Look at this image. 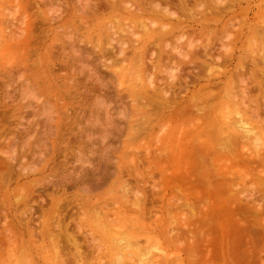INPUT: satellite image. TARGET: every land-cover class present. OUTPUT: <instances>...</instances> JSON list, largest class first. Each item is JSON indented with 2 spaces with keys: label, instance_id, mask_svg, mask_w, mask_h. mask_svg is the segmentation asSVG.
<instances>
[{
  "label": "rangeland",
  "instance_id": "obj_1",
  "mask_svg": "<svg viewBox=\"0 0 264 264\" xmlns=\"http://www.w3.org/2000/svg\"><path fill=\"white\" fill-rule=\"evenodd\" d=\"M18 1L23 4L27 0H0V22H3L0 23V31L6 26L15 29V25H12V22H17L15 18H24L22 9L16 5ZM88 1H90L89 3L93 6L101 2V0ZM127 1L125 0L124 4H135L132 7H138L137 9H140L141 3L138 0ZM215 1L216 0H199V5H202L203 9L206 7L204 11L207 13V10L217 5L218 2L216 1L215 3ZM248 1V3L243 4L242 8H250L248 12L249 20L245 21L246 17H242L244 14L238 16V18H240L237 19L234 26H232V28L234 27L235 29L233 28L231 30L230 28L232 35L234 34L233 36L235 37H230L231 39L229 38V40L228 38L225 39L224 36L226 35L223 29V27L226 26L225 21H209L205 25L206 27L208 26V29L203 28L201 25H196V22H200L204 11L202 7H199L200 10H198L199 8L196 7V5H192L194 4L193 1H190L189 8H192L193 11L195 10L193 15L197 17L194 19L189 18L190 15L183 16L182 19L184 18V20L182 22H179L178 19L175 18L170 20L164 19V24L156 23V26H153L152 23H149V20H154L155 22L160 21L150 12L147 13L144 11V13L141 9L140 11L143 12L140 13L141 15H131L127 10H122L123 7L115 12L112 9H104L102 6L100 10L97 9L99 14L96 12L97 15L94 17L84 19L81 18L83 13L81 14L80 12L81 6L79 9L77 0H60L55 4L47 3V7L45 6L42 9L43 12L52 10L49 14H53L58 22L53 24L57 28L55 32L53 31L54 33L47 30L45 31L47 33H44V37L40 35V50H37L31 43L26 44L24 48L22 46H14L5 51L1 49L0 64L3 65V67L0 66V72L2 71V74L6 73L7 75L8 71H12V76L15 81L8 83L10 87L8 88L9 90L7 89V92L9 91L11 93L10 97L13 98L11 100L6 99V102L2 100L6 94V90L0 88V100L5 102L3 104L0 102V132L2 133V136L0 133V169H2V175H4V177L7 173L9 174V171H12V177H7L9 176L8 174L6 176L7 179L10 180V184L8 180L6 183L5 177L4 184L0 187V264H67V260H73L71 257L73 244L64 237L65 234L62 228L67 229L68 235L77 237L75 239H78V245L80 244V246H82V251L85 249L83 252H88V250L86 251L87 248H90L89 250L92 251L91 245L94 247L100 245L102 249L99 248V254L96 252L97 250L93 251L95 256H102V262L97 261L96 264H111V259L112 257L114 258V255L111 254L109 244L108 246L106 245L108 236L102 237L99 231L93 230L92 221L95 220V225H101L99 221L96 220L99 218L96 213H103L100 217L102 220H105L108 225H110L111 221L116 219L124 223L125 227H131L129 220L130 218L136 217V213H134L135 206L133 207V203L127 202L129 199H134L133 193L136 192H138V198H144L149 211L147 210L144 215L140 213L137 214L140 222L137 228L131 229L126 227L127 231L123 226V229L127 231L125 235L129 233L130 236H137L138 240H142L144 243L142 244L140 241L141 246L148 247L150 249L149 251L152 250L154 252L151 251L152 253L150 252V256H152L151 258L157 256L156 259H154L155 257L153 258L154 261L156 260V264H264V163H261L259 160L262 159L264 155V143L262 142V140H264V133H262L263 128L259 127L257 129L258 133L260 132L259 135H262L261 137L263 139H261V141L248 142L247 140H241L239 145H234L231 150L228 152L226 151L227 153L220 149L221 142L217 141L219 138L218 136H213L214 138L208 137L206 142L203 140L199 142L198 138L193 140L191 135L198 125H202V123L210 124L205 120L208 114L212 113V115L216 117V120L222 124L225 122L223 116L226 115L227 111H235L236 106H228L231 104L232 100H235V96L231 98L230 95H235L236 92L238 93V91H240L239 88L242 86L237 83V75L233 78L234 86L229 81L228 77L236 74V68L239 63H242L243 66L245 65V71L240 73H243L248 81H250V75L247 74L250 73L249 70L253 65V61L260 63H258L260 70L264 68V36L261 32L248 31L247 25L245 26V23L253 22V29L264 28V0ZM84 5H86V2ZM74 7L78 12L73 16L70 14V12H72L70 9ZM173 8L174 7H172V10L175 9ZM34 11V9L30 10L31 17ZM209 13H211V11ZM241 17L244 18L242 21ZM160 19L163 18L160 17ZM23 20H25V18ZM33 20V18H29L28 23H32ZM137 20L139 22H137ZM239 22H243L244 25ZM157 24H159L160 27H165V24H167L168 26L165 28L173 29L175 31L174 34L165 41L155 43V46L148 42L146 44L147 51L143 55H141V51H137V55L135 56V54L132 53L133 51L128 49V51H132V55L129 54V52V58L117 65H114L113 61H111L114 58L111 57L113 55L110 56L111 58L107 55L112 49L111 47L107 53L109 48L105 47L107 35L104 36L102 34L103 36L100 35V38L98 35L100 34L99 31L104 28L109 29L113 27V30H116L122 25H129L134 27L133 29L139 34L137 36L139 38L135 36L138 40L145 36L142 29L144 25L151 26L153 29H160ZM238 24L240 26H238ZM46 27L48 28V25ZM242 27L245 28L243 32L240 31ZM10 28H8L7 31H10ZM204 30L205 32L210 30L214 33L209 35L208 33H204ZM218 32L221 33L218 34ZM221 35L224 36V38ZM101 38L104 39L102 40ZM135 38L133 37L132 39V37L130 38L129 36L126 38V41L129 39L134 41L136 40ZM232 39L236 40L232 41ZM36 40H33V42H36ZM38 41L39 39L37 43ZM189 41H192L193 44L196 42L195 50L198 49V51L201 46L207 44L206 42L212 43L214 48L213 52L216 51L213 56L215 59L221 58L219 60L220 62H210L208 58L207 63L204 64V60L207 58L205 59L203 55V48L201 47L202 54L196 53V55H198L194 56V48L193 50L188 49ZM70 42H72L73 45ZM98 44L103 45V48L105 47L107 49L104 59L101 58L102 54L99 53V47L96 48ZM166 45L170 47H166ZM138 46L142 47V44ZM174 46L178 47V50L181 51L186 48L185 51L190 53V58L187 56L186 59L183 57L184 60H182V56H176L178 53L173 52ZM21 48L24 50H21ZM225 48H227L228 52L225 51ZM77 49H80V51ZM171 49L172 52H170ZM76 50L79 52V56H82L84 53L82 57L88 56L89 59L84 58V62L87 60L85 63L81 61L83 58L75 55L77 54ZM155 53L159 56L155 55ZM139 55H141L142 58ZM174 56H176V58ZM191 56L193 58H191ZM139 58H141V64L143 66L146 64L147 72L149 71L148 73H145L144 70H140ZM224 59H226L225 61H227V63L224 62L223 64L222 60ZM79 60L82 63H80ZM149 61L152 63L150 64ZM21 62H26L29 66L27 70L24 71L23 68L19 67ZM88 64H90V66ZM167 65L169 69L166 68ZM34 67H39L41 73L36 72L38 74H34V72L38 70L37 68L34 69ZM198 67H200L203 72ZM164 68L168 71H165ZM139 70L142 72V76ZM173 72L183 82L179 80L182 83L181 88L176 87L170 89V93L174 92L171 94L173 95L172 98L174 97L173 99L170 93H168L170 96L168 95L167 97L171 98V102L173 105L175 103V106H166L169 109L165 108V111L159 112L158 114H155L158 112L156 110L154 111L155 113L153 112L154 106H142L145 100L139 99L140 96L136 94L140 91V87L144 79H146L145 77H147V74L153 73V75H155L154 82L157 81V86H160L159 81L167 79L169 76L168 74ZM94 73L97 74L95 75ZM259 73V77L264 79V73ZM20 74H23V77H21L22 75ZM33 74L38 75V78H35ZM165 74L167 76H165ZM215 74L221 77L219 79H214ZM46 78L50 79L51 82H47ZM94 78H96V80ZM197 78H199V80ZM209 80H212V82H215L218 86H212V88L207 87V85H209ZM99 81H102L100 83H103L105 86L104 88L103 86L99 88ZM221 83L224 84L219 88ZM2 86L3 84L0 83V87ZM102 88L104 89L103 91L100 90ZM27 92H29V94ZM203 93H206L207 97L211 94L208 97L209 102L207 103H210L212 106L207 103L204 104L207 98H205L206 100L204 99L206 95ZM178 94L183 96L180 95L178 98L175 96ZM61 95H64V97L61 98ZM102 95L104 98L100 101L99 98H102ZM252 95L255 97L259 94L253 91L251 93V96ZM192 98L193 103L197 106L192 103ZM262 99L263 98H261V100ZM102 100L104 103L101 104H104V106L99 103L102 102ZM95 101L98 102V104L95 105ZM211 102L214 103L212 104ZM191 104L193 105L191 106ZM260 104L262 106L258 107L261 109L262 122H264V102L261 101ZM251 108L257 107L251 106ZM44 110L45 112L48 110L49 113H44ZM147 110L151 111L148 117V120L152 122L151 128L147 131L138 130V126L145 120L144 114ZM177 112H179L180 115L178 118L174 119L173 114ZM234 117L236 118L235 115H233V117L231 115V117L227 119H234ZM231 121H229V123ZM106 130L107 132H105ZM4 131H7V133L5 132L4 134ZM103 135L106 136V138ZM202 138L205 139L206 136ZM182 148H184L183 154L180 155V153H182ZM172 149L175 151V154L179 155L178 158H181L184 168L183 173L181 172L182 175L179 174V169L176 167ZM6 151L9 153L7 154ZM195 152L198 156L201 154L202 157L200 156L198 158ZM9 157L11 159H9ZM204 157L205 159H203ZM251 157L256 159L259 158L257 159L259 161L258 164L256 163L257 160L251 159ZM245 158H248V161H246ZM158 159L162 160L167 167L168 171H166V175L171 178L176 174V178H179L177 179L180 183L177 184L181 186L179 190L191 196L199 191L200 199L201 196H203L205 202H201L200 199L195 196L190 198V202H194L195 199L200 201L196 203V206L193 203L196 211L192 210L194 215L191 214V210L182 203L183 201H180V199L182 200V193L180 192L181 194H178L179 190L177 188L172 189L171 184L166 180L167 177L164 179L163 175L156 170L155 163H157ZM199 159H202L204 164H202L203 161ZM251 160L253 164L250 163L252 162ZM40 161L42 162L40 163ZM199 163L203 165H199V167L201 166L203 168V172H201L202 168L199 170L196 166ZM135 164L139 167L138 172L134 169ZM248 164L252 166L249 168ZM129 165L131 169L128 167ZM10 166L13 169H11ZM118 166L122 167V169H119ZM125 166H127L128 169L123 168ZM21 167L23 168L21 169ZM31 169L33 171H31ZM197 169L202 173L201 179H199L200 173H195ZM22 172L27 173L25 175V173L23 174ZM194 174H197L199 177L198 179L202 181L200 182L198 179H195L197 177ZM22 175L25 176L22 177ZM205 180L208 182V186H206L207 183ZM202 182L205 183L206 188ZM5 183L8 187H5ZM201 183L202 185H200ZM125 184H127L128 191L131 189V193L129 192V199ZM200 186L204 188L202 189ZM226 188H230L228 192H226ZM253 192H256V194ZM178 197H180V199H178ZM246 199H248V201ZM246 201L248 204L252 202L250 205L253 206L243 209L242 207H246L247 205ZM238 203H241L240 205L242 206L237 205ZM89 205L91 208L87 207V210L85 207ZM182 205L183 207H181ZM205 207L209 213L206 212ZM259 207L260 209H257ZM40 208L42 209L40 210ZM56 208L59 209L58 214H55L53 211H57ZM240 209L241 211L242 209L243 211L248 209V213H253L254 218L243 211L240 213ZM44 210L47 211L45 212ZM210 210H212V213ZM71 211L75 212H73L75 216ZM85 211L91 213L89 215V217H91L90 221L88 220L89 222H83L85 218L83 213ZM255 211L260 213H257L261 216H258L259 219L256 217ZM199 212L201 214H199ZM209 214L211 215L209 216ZM112 215L115 218H113ZM55 216L56 218L58 217L59 223ZM214 217L217 218V220L214 219ZM208 218L212 223L214 222L215 225L208 223ZM244 218H246V221L243 220ZM247 218L249 219L247 220ZM46 220L49 224H52V230L55 229L54 226L59 224L58 229L60 232L58 233V229H55L54 234L56 236L57 234H64L58 237L60 244L62 243L61 249L58 248V250H55L52 233L49 236L45 233H41ZM52 220L57 221V223ZM61 220L64 221L62 222ZM260 220L262 224H260ZM109 221L110 223H108ZM250 222L252 224H250ZM63 223L65 225H62ZM78 223H80L84 229L83 237V232L80 233L79 231ZM247 223H249V225L246 228L245 226ZM254 223L259 225L256 227ZM202 224H205V227H209L206 229ZM243 224L246 225L243 226ZM99 225H97L98 230H100ZM197 227L200 229H196ZM205 230L209 235L206 234ZM250 233L251 237H253L252 240H250L251 238L249 239ZM92 240L96 241L97 244L94 245ZM84 242L86 245H84ZM247 242L248 244L250 243L249 245H251V247H248ZM67 243L68 246H66ZM62 248L65 249L62 250ZM65 251H67L66 254ZM68 251H70V253ZM89 255V253L84 255L85 264L89 262L87 261L88 258L91 257ZM119 256L117 258L121 259V256ZM132 257L135 258L136 256ZM151 258L147 256V258L144 259L151 261ZM135 260L136 259L131 261L130 264H136ZM73 263V261L72 263L68 262V264ZM137 264L139 263L137 262Z\"/></svg>",
  "mask_w": 264,
  "mask_h": 264
},
{
  "label": "bare ground",
  "instance_id": "obj_2",
  "mask_svg": "<svg viewBox=\"0 0 264 264\" xmlns=\"http://www.w3.org/2000/svg\"><path fill=\"white\" fill-rule=\"evenodd\" d=\"M57 1L59 2L60 0H27V1H25V3H23V4H21V3H19V1H18V3H16V5H17V7H20L21 9H22V15L24 16V18H25V20H23L24 18H20V19H16L15 18V20L17 21L16 23L15 22H12V25H15V29H11L9 26H6V27H3V29H1V31H0V51H1V49L2 50H7V49H10V48H12V47H14V46H22L23 48L26 46V44H28V43H31V44H33V46L34 47H36V49L37 50H40V35L41 36H43L44 37V33L46 34L47 32H45V31H47V30H50V31H52V33H54L55 32V30L57 29L56 27H55V25H53V24H55V23H57L58 21L56 20V18L54 17V15L52 14V15H50L49 13H51V11H49V12H47V11H42V9H43V7H45L46 6V4L47 3H51V4H55V3H57ZM78 2H77V4H79V9H80V6H81V10H80V12H81V14H82V16H81V18H92V17H94L95 15H97V9L98 10H100L101 8H102V6L104 7V9L105 8H108V9H112V10H114L115 12L116 11H118V10H120V8L121 7H123L122 8V10L124 9V10H127L128 11V13L129 14H131V15H141L140 13H143L144 11L145 12H150L153 16H155V17H157L156 19H158L160 22H155L154 20H149V23H152L153 24V26H156V23H165L164 22V19H168V20H170V19H173V18H175V19H178V21L179 22H182L183 20H184V18L182 19V17L183 16H189V18H191V19H194L195 17H197V16H195L194 17V11H193V9L191 8H189L190 6V1H193L194 2V4H192V5H196V7H202V5H199V0H138L141 4V7H140V9L143 11V12H141L140 11V9H137V8H133L132 6H134L133 4L132 5H129L130 3H128V5H126V4H124V1L125 0H101V2H98V3H100V4H98L97 3V5L96 4H94L93 2V4H94V6L93 5H91L89 2L90 1H88V0H85V2H86V5H84V0H77ZM95 1V0H94ZM98 1V0H97ZM127 1V0H126ZM132 1V0H131ZM204 1V0H203ZM207 1V0H206ZM218 3H217V5H215L213 8H210V10H207L206 12L207 13H205V8L203 9V7H202V9H203V11H204V13L202 14V17H201V19H200V22H196V25H201V26H203V28H205V29H208V26L206 27L205 25L209 22V21H216V20H222V21H225V24H226V26L225 27H223V29H224V31L226 32V35H224L225 36V39L226 38H230V37H235V36H233L232 35V32L230 31V28H231V30L234 28H232V26H234V24H235V22H236V20L237 19H239L238 18V16H240L241 14H244L242 17H246V20L245 21H248L249 20V15H248V12L250 11V8L249 9H247V8H242V6H243V4L244 3H248L249 1L248 0H216ZM216 1H215V3H216ZM127 2H129V1H127ZM263 2V1H262ZM102 4V5H101ZM201 4H203V3H201ZM48 5V4H47ZM127 6V7H125V6ZM53 6V5H52ZM204 6V5H203ZM47 7V6H46ZM172 7H174L173 9L174 10H172ZM191 7H193V6H191ZM240 7V8H239ZM75 8V7H74ZM74 8H72V9H70V10H72V12H70V14H72L73 16L75 15V14H77V12H78V10H76V8L74 9ZM143 8H144V10H143ZM197 8V9H198ZM32 9H34L35 11H36V13H35V11H34V14H33V16L31 17L30 16V10H32ZM49 9V8H48ZM47 9V10H48ZM107 10V9H106ZM192 10V11H191ZM198 10H200V8L198 9ZM213 10V11H212ZM202 11V10H201ZM211 11V13H209V12ZM43 12V13H42ZM97 12V13H96ZM144 12V13H145ZM96 13V14H95ZM99 14V13H98ZM160 17L161 18H163V19H160ZM211 17H214V18H211ZM241 17V21L244 19V18H242ZM29 18H33L34 20L32 21V23H28V19ZM27 19V20H26ZM148 20V19H147ZM167 20V21H168ZM255 20V19H254ZM253 20V21H254ZM18 22H19V24H18ZM137 22H139L138 20H137ZM0 23H3V22H0ZM60 23V22H59ZM238 23V22H237ZM236 23V24H237ZM240 23V22H239ZM253 22H251V23H245V26L247 25V30L248 31H257V32H261V34L264 36V28H257L256 30H255V28L253 29V24H252ZM260 23V22H259ZM261 23H263V22H261ZM48 25V28L46 27L47 25ZM143 24H145V23H143ZM143 24H141V25H143ZM240 24H242V25H244L243 24V22L242 23H240ZM2 25V24H1ZM157 25H159V24H157ZM241 25V26H242ZM168 25L167 24H165V27H167ZM236 26V25H235ZM238 26H240L239 24H238ZM159 27H160V25H159ZM158 27V28H159ZM165 27H163V26H161L160 27V29H157V28H152L151 26H147V25H144L143 27H142V29H143V31H144V38H140V39H136V38H139V37H137L139 34H137V31L135 30V29H133L134 27H132V26H129V25H122V26H120V27H118V29H116V30H113V27H111V28H109V29H106V28H104V29H101L100 31H99V33L100 34H98L99 35V38H100V35H104V36H106L107 37V40H106V42H105V44H106V48H108V50L104 47L103 48V45H101V44H98V45H96V48H98L99 47V53L100 54H102V57L101 58H103L104 59V57H106V55H105V53H106V50H107V53H108V51H109V49H111V47H112V51L110 50L109 51V54H107L108 55V57H110L111 55H113V56H111V57H114V58H116V59H114L113 58V60H111V61H113V64L115 65H117V64H120V63H122V62H124V61H126L129 57L128 56H130L129 54H131L132 55V53H134L135 54V56L137 55L136 54V52L137 51H141L140 53H142L141 55H143V54H145V52L147 51V46H146V44L149 42V44H153V46H155L156 44L155 43H158V42H160V41H165L166 39H168V37H170V36H172L173 34H174V30L173 29H169V28H165ZM169 27H170V25H169ZM8 28H10V31H7L8 30ZM238 28H240V27H238ZM238 28H237V30H238ZM167 29H169V30H167ZM178 29V28H177ZM235 29V28H234ZM39 30V31H38ZM112 30V31H111ZM155 30H158V31H155ZM245 30V28L244 27H242L241 29H240V31H244ZM54 31V32H53ZM114 31V32H113ZM199 31V30H198ZM229 31V32H228ZM236 31V30H235ZM197 32V31H196ZM209 32H211L210 30H208V32H205V30H204V33H208L209 35L210 34H212V33H214V32H211V33H209ZM231 32V33H230ZM138 33H140V32H138ZM221 33V32H220ZM219 32H218V34H220ZM233 33H235V32H233ZM193 34V33H192ZM223 34H224V32H223ZM236 34V33H235ZM242 34V33H241ZM102 35V36H103ZM116 35V36H115ZM119 35V36H118ZM205 35V34H204ZM208 35V36H209ZM36 36H38V37H36ZM118 36V37H117ZM130 36V38L132 37V39H133V37L135 38V36H136V40H131V39H129L128 41H126V38L127 37H129ZM187 36V35H186ZM186 36H185V38H186ZM191 36V35H190ZM222 36V35H221ZM224 36H222L223 38H224ZM116 37V38H115ZM183 37V36H182ZM238 37V36H237ZM39 39V41H38V43H37V40ZM181 38V37H180ZM179 38V39H180ZM37 39V40H36ZM53 39V38H52ZM54 39H57V38H54ZM102 39V38H101ZM104 39V38H103ZM102 39V40H103ZM231 39V38H230ZM229 39V40H230ZM33 40H36V42H33ZM174 40H175V38H174ZM196 40V39H195ZM217 40V39H216ZM221 40H224V39H221ZM236 40V39H235ZM235 40H233L232 39V41H235ZM176 41V40H175ZM207 41V40H206ZM226 41V40H225ZM224 41V42H225ZM130 42V43H129ZM177 42V41H176ZM175 42V43H176ZM190 42V41H189ZM188 42V43H189ZM227 42H228V40H227ZM46 43V42H45ZM72 45H73V43L72 42H70ZM130 45H129V44ZM196 43V42H195ZM195 43L193 44L192 43V41L188 44V46H189V50L190 49H192L193 50V48H194V51L193 52H195V55L194 56H197L196 55V53H201L202 54V50H201V47L203 48V51H204V56H205V59L206 60H204V64L205 63H207V60H208V58H209V61L211 62H218L221 58H217V59H215L214 58V53L216 52V51H214L213 52V50H214V48H213V44L212 43H208V42H206L207 44H205V45H203V46H201L199 49V51H198V49L197 50H195V48H196V45H195ZM201 43V42H200ZM223 43V42H222ZM221 43V44H222ZM68 44V43H67ZM139 44H142V47H139L138 45ZM155 44V45H154ZM204 44V43H203ZM169 45V44H168ZM168 45H166V47H170V46H168ZM180 45V44H179ZM232 47V46H231ZM23 48H21V50H24ZM222 48H223V45H222ZM69 49V48H68ZM74 49V48H73ZM128 49H131L132 51V53L130 52V51H128ZM186 49V48H185ZM185 49L183 50V51H181V50H178V47H175L174 46V48H173V52H176V53H178L176 56H182V60H184V59H186L187 58V56L190 58V56H189V52H186L185 51ZM188 49H187V51H188ZM215 49H216V47H215ZM218 49V48H217ZM78 50V49H77ZM77 50H76V52H77ZM154 50H155V48H154ZM153 50V51H154ZM73 51V50H72ZM75 51V50H74ZM78 51H80V49L78 50ZM170 51V50H169ZM198 51V52H197ZM217 51H219V50H217ZM221 51V50H220ZM225 51H227V48H225ZM76 52H74V53H76ZM86 52V51H85ZM130 52V53H129ZM158 52V51H157ZM170 52H172V49H171V51ZM169 52V53H170ZM192 52V51H191ZM228 52V51H227ZM129 53V54H128ZM222 53V52H221ZM79 54V52H77V54H75V55H78ZM82 54V53H81ZM93 54V53H92ZM173 54V53H172ZM193 54V53H192ZM223 54V53H222ZM226 54V53H225ZM70 55V54H69ZM84 55V53L82 54V56ZM86 55V54H85ZM105 55V56H104ZM141 55H139L140 57H141ZM155 55H157L156 53H155ZM202 55V56H203ZM79 56V55H78ZM81 56V55H80ZM79 56V57H80ZM81 56V57H82ZM134 56V55H133ZM157 56H159V55H157ZM176 56H174L175 58H176ZM200 56V55H199ZM218 56V55H217ZM227 56L229 57V55H228V53H227ZM230 56H232V55H230ZM70 57V56H69ZM75 57V56H74ZM80 57V58H81ZM107 57V58H108ZM110 57V58H111ZM138 57V56H137ZM156 57V56H155ZM183 57H185L184 59H183ZM216 57V56H215ZM263 57V56H262ZM79 58V59H80ZM83 58V57H82ZM84 58H88V56H84ZM84 58L81 60V61H83L84 62ZM109 58V59H110ZM142 58V57H141ZM141 58H139L140 59V66H141V71L142 70H144L145 71V73H148L147 72V69H146V64H145V66H143L142 64H141ZM165 58H167V57H165ZM191 58H193L192 56H191ZM213 58H214V60H213ZM89 59V58H88ZM99 59V58H98ZM152 59H153V57H152ZM203 59V58H202ZM211 59V60H210ZM223 59V58H222ZM2 60V59H1ZM101 60V59H100ZM151 60V59H150ZM168 60V59H167ZM170 60H172V59H170ZM176 60V59H175ZM190 60V59H189ZM226 59H224V60H222L223 61V64H224V62H226L227 63V61H225ZM77 61V60H76ZM80 61V60H79ZM80 61V63H82ZM87 60H85V62H86ZM104 61V60H103ZM107 61H108V59H107ZM2 62V61H1ZM73 62V61H72ZM78 62V61H77ZM84 62V63H85ZM101 62V61H100ZM150 62V61H149ZM158 62V61H157ZM174 62H176V61H174ZM216 62V63H217ZM220 62V61H219ZM261 62H262V59H261ZM99 63V62H98ZM110 63V62H109ZM152 62H150V64H151ZM172 63V62H171ZM222 63V62H221ZM259 62H254L253 61V65H252V67L250 68V70H249V72L250 73H248L247 75H250V77H249V80L250 81H248L246 78H245V76L243 75V73H240V72H244L245 71V65L243 66V64L242 63H239L238 64V67L236 68V74H234V75H230L228 78H229V81L232 83V85L234 86V79L233 78H235V76L237 75V77H238V82L237 83H239V85L240 86H242L241 88H239L240 89V91H238V93L236 92V94L235 95H230V97L232 98V96H233V98H234V96H235V100H232L231 101V104L230 105H228V106H236V108H235V111L234 112H232V110H228L227 111V113H226V115H224L223 117H224V120H225V122H223L222 124H220L217 120H216V117L215 116H213L212 115V113H210V114H208L207 116H206V118H205V120H207L210 124H206V123H202V125H198L195 129H194V131L191 133V135H192V139L193 140H195V138H198L199 139V142H201L200 140H203V141H207V139H208V137H213V136H218L219 138L217 139V141L218 142H221V148L220 149H222V150H224L225 152L227 151H229V150H231L232 148H233V146L234 145H239V143L241 142V140H247L248 142H250V141H253V142H258V140H260L261 141V139H263L260 135H259V133H258V128L259 127H261V128H263V132L262 133H264V122H262V120H263V118L261 117L262 116V112H261V109L258 107V106H262L261 104H260V102L262 101V102H264V79H262L261 77H259V75L258 74H260L259 72H262V73H264V68H262V70H260V66H259V64H258ZM263 63H264V61H263ZM75 64V63H74ZM77 64V63H76ZM79 64V63H78ZM111 64V63H110ZM165 64V63H164ZM245 64V63H244ZM84 65V64H83ZM86 65V64H85ZM89 66H90V64H88ZM113 65V66H114ZM247 65V64H246ZM0 66H2L3 67V65H1L0 64ZM95 66V65H94ZM152 66V65H151ZM197 66V65H196ZM199 66V65H198ZM201 66V65H200ZM19 67H21V68H23V70L25 71V70H27L28 69V65L26 64V62H21V64H20V66ZM154 67V66H153ZM172 67H174V66H172ZM177 67V66H176ZM176 67H175V69H176ZM1 68V67H0ZM37 68V67H36ZM35 67H34V69H36ZM166 68H168V65H167V67ZM171 68V67H170ZM195 68V67H194ZM200 70H202L200 67H198ZM38 70H33V71H35L34 72V74H38V73H36V72H40L41 73V69L38 67L37 68ZM76 69V68H75ZM155 69V68H154ZM157 69V68H156ZM165 69V68H164ZM169 69V68H168ZM178 69V68H177ZM180 69V68H179ZM204 69V68H203ZM77 70H78V68H77ZM90 70H91V68H90ZM139 70V72L141 73V76H142V72ZM167 69H165V71H166ZM173 70V69H172ZM200 70H198V71H200ZM74 71V70H73ZM83 71H84V69H83ZM89 71V70H88ZM92 71H93V69H92ZM159 71V70H158ZM168 71V70H167ZM170 71H171V69H170ZM248 71V70H247ZM2 72V71H1ZM0 72V83H2L3 84V86L2 87H0V88H2V90L3 89H5L6 90V94L4 95V98L2 99L3 101H7L6 99H13L12 97H10L11 96V93L8 91L7 92V89L10 87V85L8 84V83H11V81H15L14 79H13V76H12V71H8V73H7V75H6V73L5 74H2ZM31 72H32V70H31ZM75 72V71H74ZM87 72V71H86ZM90 72V71H89ZM151 72V71H150ZM160 72H162V71H160ZM172 72V71H171ZM202 72H203V70H202ZM206 72V71H205ZM207 72H209V71H207ZM47 73V72H46ZM71 73V72H70ZM92 73V72H91ZM154 73V72H153ZM153 73H150L149 75L147 74V77H145L146 79H144V81H143V84H142V86L140 87L141 89H140V91L136 94V95H138V96H140V98L139 99H141V100H145V101H143V103L144 104H142V106H144V107H148V106H154V109H153V112L156 110V111H158V112H154L155 114H158L159 112H163V111H165V108H168V107H166V106H175V103H174V105H173V103L171 102L172 100H171V98H172V96L173 95H171L172 93H174V92H172V93H170V89H174V88H176V87H178V88H181L182 87V80L181 79H179V77L178 76H176L175 74H174V72L173 73H171V74H168L169 76L167 77V79H162L161 81H159V83H160V86H157V81H155L154 82V76L155 75H153ZM168 73H170V72H168ZM201 73V72H200ZM210 73H212V72H210ZM217 73V72H216ZM221 73V72H220ZM33 74V76L35 77V78H38V75H34ZM87 74V73H86ZM93 74V73H92ZM95 75L97 74V73H94ZM197 74V73H196ZM20 75H22L21 77H23V74H20ZM41 75V74H40ZM95 75H93V76H95ZM100 75V74H99ZM99 75H98V77H99ZM163 75V74H162ZM198 75V74H197ZM201 75V74H200ZM6 76H7V78H6ZM165 76H167L166 74H165ZM218 75H216L215 74V78L214 79H219L221 76H218ZM263 76V75H262ZM20 77V78H21ZM40 77V76H39ZM41 77H42V75H41ZM48 77V76H47ZM85 77H87V76H85ZM90 77H92V76H90ZM96 77V76H95ZM97 77V78H98ZM213 77V76H212ZM247 77V76H246ZM207 78H209V77H207ZM22 79V78H21ZM95 80H96V78H94ZM100 79V78H99ZM155 79H156V77H155ZM198 80H199V78H197ZM227 79V78H226ZM91 80V79H90ZM101 80V79H100ZM179 80H181V82L179 81ZM195 80V79H194ZM45 81V80H44ZM46 81L47 82H51V80L50 79H48V78H46ZM78 81V80H77ZM86 81V80H85ZM98 81V80H97ZM183 81H186V80H183ZM4 82V83H3ZM100 82H102V81H99L98 83H100ZM195 82V81H194ZM196 82L198 83V81L196 80ZM224 82V81H223ZM248 82V83H247ZM13 83V82H12ZM15 83V82H14ZM145 83V84H144ZM246 83H247V85H246ZM51 84V83H50ZM177 84V85H176ZM195 84V83H194ZM208 84L209 85H207V87H211L212 88V86H214V87H216V86H218V84H216L215 82H212V80H209L208 81ZM224 83H221L220 84V86H219V88L221 87V85H223ZM249 84V85H248ZM91 85V84H90ZM103 86V88L105 87L104 85H103V83L101 84L100 83V85H99V88L100 87H102ZM239 86V87H240ZM245 86V87H244ZM4 87V88H3ZM213 87V88H214ZM230 87H231V85H230ZM236 87V86H235ZM12 88V87H11ZM78 88H79V86H78ZM97 88V87H96ZM100 89L101 91H103L104 89ZM53 89V88H52ZM215 89V88H214ZM1 90V89H0ZM9 90V89H8ZM206 90V89H205ZM208 90V89H207ZM238 90V89H237ZM52 91V90H51ZM203 91V90H202ZM253 91H256L257 92V94H259L258 96H251V93L253 92ZM15 92H16V89H15ZM15 92H13V93H15ZM18 92V91H17ZM31 92V91H30ZM98 92V91H97ZM182 92V91H181ZM213 92V91H212ZM28 94H29V92H27ZM100 93V92H99ZM103 93V92H102ZM168 93H170V95H171V98H169V97H167L169 94ZM16 94V93H15ZM27 94V95H28ZM203 94H205L206 95V93H203ZM213 94V93H212ZM7 95V96H6ZM14 95V94H13ZM26 95V96H27ZM31 95V94H30ZM169 95V96H170ZM181 95V94H180ZM179 94L178 95H175V96H177L178 98H179V96H180ZM211 95V94H210ZM210 95H208V97L210 96ZM229 95V94H228ZM15 96V95H14ZM82 96V95H81ZM80 96V97H81ZM91 96V95H90ZM181 96H183V95H181ZM200 96V95H199ZM216 96V95H215ZM260 96H262V97H260ZM62 97H64V95L62 96L61 95V98ZM86 97V96H85ZM208 97H207V95H206V97H204V99L205 98H207V100L206 101H204V104L205 103H207V102H209V100H208ZM213 97V96H212ZM211 97V98H212ZM82 98V97H81ZM104 97H103V95H102V98H99V100L101 101V99H103ZM174 98V97H173ZM172 98V99H173ZM218 98V97H217ZM216 98V99H217ZM228 98V97H227ZM261 98H263L262 100H261ZM80 99V98H79ZM97 99V98H96ZM175 99H177V98H175ZM174 99V100H175ZM210 99V98H209ZM214 99V98H213ZM98 100V101H99ZM106 100V99H105ZM3 101H1L0 100V102H2L1 104H3V103H5V102H3ZM94 101V100H93ZM97 101V100H96ZM95 101V102H96ZM196 101V100H195ZM200 101V100H199ZM198 101V102H199ZM211 101H212V99H211ZM10 102V101H9ZM100 104L101 103H104L103 102V100H102V102H99ZM105 103H106V101H105ZM192 103H193V98H192ZM196 103H197V101H196ZM212 104L214 103V102H211ZM10 104V103H9ZM96 104H98V102H96L95 103V105ZM177 104H179V103H177ZM181 104V103H180ZM194 104V103H193ZM193 104H191V106L193 105ZM208 104V103H207ZM207 104H206V106H207ZM7 105V104H6ZM5 105V106H6ZM89 105V104H88ZM101 105H103L104 106V104H101ZM195 105V104H194ZM200 105V104H199ZM203 105V104H202ZM208 105H210V103L208 104ZM100 106V105H99ZM105 106H106V104H105ZM108 106V105H107ZM178 106V105H177ZM195 106H197V105H195ZM210 106H212V105H210ZM226 106V105H225ZM250 106V107H249ZM251 106L252 107H257V108H251ZM185 108V107H184ZM198 108V107H197ZM203 108V107H202ZM227 108V107H226ZM145 109V108H144ZM169 109V108H168ZM195 109H196V107H195ZM205 109V108H204ZM229 109V108H228ZM191 110H192V108H191ZM197 110V109H196ZM199 110V109H198ZM190 111V110H189ZM202 111V110H201ZM205 111V110H204ZM237 111V112H236ZM44 113H46V114H48L49 112H48V110H46V112H45V110L43 111ZM84 112V111H83ZM153 112H152V114H153ZM180 112V111H179ZM179 112H177V113H175V114H173V118L174 119H176V118H178L179 117V115H180V113ZM187 112V111H186ZM81 113V112H80ZM150 113H151V111H149V110H147L146 111V113L144 114L145 115V120L143 121V123L141 124V125H139L138 126V130H141V131H144V130H148V129H150L151 128V123L152 122H150V120H148V117L150 116ZM234 113V114H233ZM152 114H151V116H152ZM191 114H193V113H191ZM187 115H188V112H187ZM231 115H232V117H233V115H235L236 116V118L234 117V119H230V120H228L227 118L228 117H231ZM199 116V115H198ZM147 117V118H146ZM142 118H143V116H142ZM83 119V118H82ZM190 119V118H189ZM51 120V119H50ZM91 120V119H90ZM201 120V119H200ZM199 120V121H200ZM232 120V121H231ZM82 121V120H81ZM81 121H78V122H81ZM92 121V120H91ZM108 121V120H107ZM229 121H231L230 123H229ZM30 122V121H29ZM103 122V121H102ZM206 122V121H205ZM89 123L91 124V122L89 121ZM201 123V122H200ZM60 124V123H59ZM105 124V123H104ZM107 124V123H106ZM109 124V123H108ZM113 124V123H112ZM6 125V124H5ZM23 125V124H22ZM50 125V124H49ZM102 125V124H101ZM58 126H60V125H58ZM81 126V125H80ZM104 126V125H103ZM77 127V126H76ZM79 127V126H78ZM82 127V126H81ZM94 127H95V124H94ZM101 127V126H100ZM108 129V128H107ZM78 130V129H77ZM101 130V129H100ZM162 130V129H161ZM25 131H26V129H25ZM24 131V132H25ZM262 131V130H261ZM3 132V131H2ZM5 132L7 133V131H4V134H5ZM72 132V131H71ZM105 132H107V130L105 131ZM104 132V133H105ZM1 133V132H0ZM261 133V134H262ZM103 134V133H102ZM106 134V133H105ZM109 134V133H108ZM264 135V134H263ZM1 136H2V133H1ZM104 136V135H103ZM205 137L206 136V138L205 139H203L202 137ZM105 138H106V136H104ZM214 138V137H213ZM78 139H80V138H78ZM90 140V139H89ZM91 141V140H90ZM246 141V142H247ZM78 142V141H77ZM262 142L264 143V140H262ZM57 143V142H56ZM204 143V142H203ZM17 144V143H16ZM24 145V144H23ZM27 146V145H26ZM54 146V145H53ZM57 147V146H56ZM11 148H12V146H11ZM10 148V149H11ZM34 148H36V147H34ZM13 149V148H12ZM198 149V148H197ZM183 150H184V148H182V153H180V155H182L183 154ZM13 151V150H12ZM172 151H173V149H172ZM195 151V150H194ZM175 151H173V157L175 158V161H176V167L179 169V174L180 175H182V173H183V171H184V168H183V164H182V162H181V158H178V156L179 155H177V154H175L174 153ZM197 152V151H196ZM195 152V153H196ZM219 152V151H218ZM226 152V153H227ZM5 153V152H4ZM6 153L8 154L9 152H7L6 151ZM14 153H16V152H14ZM42 153V152H41ZM40 154V153H39ZM197 154V153H196ZM195 154V155H196ZM10 155H12V154H10ZM200 156H201V154H199ZM6 156H8V155H6ZM14 156V155H13ZM68 156V155H67ZM198 158L200 157V156H198V154L196 155ZM12 157V156H11ZM15 157V156H14ZM13 157V158H14ZM202 157V156H201ZM206 157V156H205ZM205 157L203 158V159H205ZM12 158V160L14 161V159ZM249 158V157H248ZM247 158V159H248ZM9 159H11L10 157H9ZM39 159V158H38ZM41 159V158H40ZM246 158H245V160L246 161H248ZM251 159H256V158H253V157H251ZM257 159H259V158H257ZM256 159V160H257ZM166 160H168V159H166ZM199 160H202V159H199ZM209 160V159H208ZM260 160V162L261 163H264V155H263V158L262 159H259ZM8 161V160H7ZM37 161V160H36ZM39 161V160H38ZM83 161V160H82ZM197 161H198V159H197ZM203 161V160H202ZM213 161V160H212ZM252 161V160H251ZM42 161H40V163H41ZM258 160L256 161V163L258 164ZM198 163V162H197ZM247 163V162H246ZM251 164H253V161L252 162H250ZM249 163V164H250ZM255 163V162H254ZM201 163H199V164H197L196 166L198 167V169L200 170V168H202L201 166H203L202 164H204V161H203V163L201 164V166L199 167V165H200ZM212 164H213V162H212ZM243 164V163H242ZM248 164V166H249V168L252 166V165H249ZM11 165V164H10ZM256 165V164H255ZM13 166V165H12ZM155 166H156V170L161 174V175H163V177H164V179H166L165 177H167V181L171 184V187H172V189L174 188H177L178 190L181 188V186H179L177 183H179L178 182V180L177 179H179L178 177L176 178V174L174 175V176H172L171 178L168 176V175H166V171H168V169H167V167L165 166V164L162 162V160H160V159H158V161H157V163H155ZM248 166H246V167H248ZM14 167V166H13ZM24 167V166H23ZM23 167H21V169L23 168ZM119 167V169H122V167H120V166H118ZM130 169H131V166L129 165L128 166ZM128 167L127 166H125V167H123V168H126V169H128ZM135 168L134 169H136L137 170V172H138V165L137 164H135V166H134ZM169 167V166H168ZM215 167V166H214ZM10 168H11V166H10ZM31 168H32V166H31ZM133 168V167H132ZM216 168V167H215ZM11 169H13V168H11ZM10 169V170H11ZM26 169H27V167H26ZM197 169V171L195 172V173H200L199 172V170ZM209 169H210V167H209ZM219 169V168H218ZM217 169V170H218ZM9 170V169H8ZM24 170H25V168H24ZM23 170V171H24ZM29 170V169H28ZM44 170V169H43ZM5 171V170H4ZM26 171V170H25ZM31 171H33L32 169H31ZM11 172L12 171H9V176H7V174L5 175V177L7 176V177H10L11 176ZM82 172V171H81ZM182 172V173H181ZM201 172H203V168L201 169ZM211 172V171H210ZM23 173V172H22ZM25 173V175H26V173L27 172H24ZM23 173V174H24ZM36 173V172H35ZM207 173V172H206ZM212 173V172H211ZM18 174V173H17ZM34 174V173H33ZM201 174L202 173H200V178L197 176V174H194L197 178H195V179H201L202 177H201ZM231 174V173H230ZM13 175V174H12ZM25 175H22V177L23 176H25ZM29 175V174H28ZM67 175V174H66ZM70 175V174H69ZM180 175H178V176H180ZM232 175V174H231ZM51 176V175H50ZM79 176H81V175H79ZM4 175H2V169H0V187L4 184ZM7 177H6V183H7V180H8V183H9V179H7ZM12 177V176H11ZM19 177V176H18ZM14 178V177H13ZM98 179V178H97ZM198 179V180H199ZM205 179H206V177H205ZM12 180V179H11ZM44 181V180H43ZM130 181V180H129ZM182 181V180H181ZM195 181H197V180H195ZM200 182L202 181V180H199ZM51 182V181H50ZM73 182V181H72ZM139 182V181H138ZM140 182H142V181H140ZM205 182L207 183L206 184V186H208V182L205 180ZM5 183V187L7 186V184ZM54 183V182H53ZM203 183V185H204V187H205V183L204 182H202ZM202 183L200 184V185H202ZM10 184V183H9ZM34 184V183H33ZM52 184V183H51ZM130 184V183H129ZM180 184V183H179ZM194 184H195V182H194ZM36 185V184H35ZM127 184H125V189L127 188V186H126ZM34 186V185H33ZM225 186V185H224ZM227 186V185H226ZM234 186V185H233ZM8 187V186H7ZM203 187V188H204ZM130 188V187H129ZM134 188V187H133ZM132 188V189H133ZM200 188H202L201 186H200ZM202 188V189H203ZM206 188V187H205ZM28 189V188H27ZM227 189V188H226ZM230 188H228L227 189V191L226 192H228V190H229ZM3 190H4V187H3ZM55 190V189H54ZM122 190H123V188H122ZM231 190H232V188H231ZM61 191V190H60ZM133 191V190H132ZM135 191V190H134ZM124 192V191H123ZM126 192H128L127 193V196H128V199H129V192L131 193V189H130V191H128V188L126 189ZM182 193V195H181V198H182V200L180 199V197H178V199H180V201H183L182 203H184V205L186 206V207H188L190 210H191V214H193L194 215V212L192 211V210H194L195 211V206H196V203H198V202H205V200H203V196H201V194H200V196H201V199H200V197H199V191H197L193 196H191V195H188V194H184L181 190H179V192H178V194H181ZM222 192H223V189H222ZM231 192V191H230ZM88 193V192H87ZM253 193H255L256 194V192H253ZM57 194V193H56ZM134 195V199H132V200H130L129 199V201L127 202V203H133L132 204V206L134 207L135 206V212L134 213H136V217H133V218H130V220H129V224L131 225V227H129V226H126V227H129V228H131V229H134V228H137L138 226H139V217H137V214L138 213H140L141 215H144L145 213H146V211L148 210L147 208H148V206H147V203L145 202V200H144V198L143 199H141V197H137L138 195V192H136V193H133ZM140 194V193H139ZM223 194V193H222ZM27 196V195H26ZM140 196V195H139ZM175 196V195H174ZM180 196V195H179ZM197 197L198 199H200V201H198V200H196L195 198V201L194 202H190V198L191 197ZM254 196V195H253ZM253 196H252V198H253ZM256 196V195H255ZM35 197V196H34ZM131 197V196H130ZM176 197V196H175ZM207 197V196H206ZM205 197V198H206ZM255 198V197H254ZM40 199V198H39ZM43 199V198H42ZM127 199V200H128ZM248 199H249V195H248ZM248 199H246L247 201H248ZM251 199V198H250ZM23 200V199H22ZM35 200V199H34ZM253 200V199H252ZM251 200V201H252ZM42 201V200H41ZM246 201V202H247ZM40 202V201H39ZM240 202V201H239ZM33 203V202H32ZM44 203V202H43ZM195 204V206H194V204ZM229 203V202H228ZM40 204V203H39ZM61 204V203H60ZM241 204V203H240ZM239 203L237 204V205H240ZM250 204H252V202L250 203ZM250 204H248V202H247V205H246V207H242L243 209H245V208H247V207H252ZM91 205V204H90ZM90 205L89 206H86L85 208L88 210V208L90 207ZM216 205V204H215ZM59 206V205H58ZM64 206V205H63ZM66 206V205H65ZM185 206H184V208H185ZM207 206V205H206ZM240 206H242V205H240ZM244 206V205H243ZM260 206V205H259ZM60 207V206H59ZM88 207V208H87ZM181 207H183V205L181 206ZM229 207V206H228ZM238 207V206H237ZM84 208V209H85ZM91 208V207H90ZM132 208V207H131ZM206 208V207H205ZM230 208V207H229ZM32 209V208H31ZM42 208H40V210H41ZM82 209V208H81ZM200 209V208H199ZM212 209H213V207H212ZM233 209H234V207H233ZM238 209V208H237ZM243 209H242V211H243ZM254 209V208H253ZM257 209H260V207L259 208H257ZM56 210L57 211H55V210H53L54 211V213L55 214H58L59 213V209H57L56 208ZM91 210V209H90ZM45 211V210H44ZM47 211V210H46ZM45 211V212H46ZM133 211V210H132ZM149 211V210H148ZM212 210H210V212H211ZM242 211H241V209H240V213H242ZM63 212V211H62ZM72 212V214H73V212L74 211H71ZM82 212H83V210H82ZM105 212V211H104ZM196 212V211H195ZM201 212V211H200ZM199 212V214H201ZM203 212V211H202ZM206 212H208V210H207V208H206ZM243 212H245V213H248L249 212V210L248 209H246V211L244 210ZM256 212V217H258V216H260V215H258V214H260V213H258L257 211H255ZM260 212V211H259ZM75 213V212H74ZM209 213V212H208ZM207 213V214H208ZM212 213V212H211ZM219 213V212H218ZM258 213V214H257ZM39 214V213H38ZM54 214V215H55ZM61 214H63V213H61ZM71 214V215H72ZM91 213L89 212V211H85L84 213H83V215H84V219H83V222H89L90 221V218L91 217H89V215H90ZM96 214H98V217L99 218H97L96 220L97 221H99V223L101 224V225H99V224H97V225H99V228H100V230H98V228H97V225H95L94 223H95V220H93L92 221V224H93V230H95V231H99V233L102 235V237L103 236H108V241L106 242V245L108 246V244H109V246H110V251H111V254L112 255H114V258L112 257V259H111V264H130V262L131 261H134V259H136L135 260V262H136V264H137V262L139 263V264H156V260L154 261V259H156V257L153 259V258H151L152 256H150V254L153 252L152 250V252L151 251H149L150 249L147 247H143V246H141L140 244H141V242H142V240H138V237L137 236H134V235H132V236H130L129 235V233L127 234V235H125V232H127L128 230H127V228L125 227V224L124 223H122V222H119V221H117L116 219L115 220H113V221H111V223H110V221L108 222V223H110V225H108L106 222H105V220H102V218L100 217V215L102 214L103 215V213H96ZM105 214H107V213H105ZM104 214V215H105ZM123 214H124V212H123ZM196 214V213H195ZM219 214H221V213H219ZM244 214V213H243ZM249 214V216L251 215L252 216V218H254L253 216H254V214L252 213V214H250V213H248ZM74 215V214H73ZM205 215H206V213H205ZM211 214H209V216H210ZM246 215V214H245ZM43 216V215H42ZM57 216V215H56ZM56 216H55V218H56ZM66 216V215H65ZM75 216V215H74ZM73 216V217H74ZM196 216V215H195ZM227 216H228V214H227ZM243 216V215H242ZM29 217V216H28ZM35 217V216H34ZM69 217V216H68ZM112 217H113V215H112ZM198 217V216H197ZM200 217V216H199ZM255 217V218H256ZM261 217V216H260ZM54 218V217H53ZM58 218V217H57ZM56 218V219H57ZM72 218V217H71ZM101 218V219H100ZM113 218H115V217H113ZM204 218H206V217H204ZM42 219V218H41ZM55 219V220H56ZM63 219H65V218H63ZM214 219H216L217 220V218H215L214 217ZM249 218H247V220H248ZM258 219H259V217H258ZM53 221V222H55V223H57V221ZM58 220V219H57ZM66 220V219H65ZM89 220V221H88ZM111 220V219H110ZM244 221H246V218H244L243 219ZM62 221V220H61ZM64 221V220H63ZM62 221V222H63ZM121 221V220H120ZM207 221H208V223H210V224H212V225H215L214 224V222L212 223V221H210V219L208 218L207 219ZM243 221V222H244ZM252 221V220H251ZM261 221V220H260ZM61 222V223H62ZM253 222V221H252ZM255 222V221H254ZM1 223V222H0ZM58 223H59V220H58ZM64 223H68V222H64ZM62 224V225H65V224ZM206 223V222H205ZM244 223H246V222H244ZM250 224H252L251 222H250ZM255 224V223H254ZM260 224H262V221H261V223ZM3 225V224H2ZM54 225H57V224H54ZM79 225V226H78ZM78 227H79V231H80V233H82L83 232V234H82V237L84 236V229L82 228V226L80 225V223H78ZM205 225V224H204ZM203 224H202V226L204 227V228H208L209 226H204ZM246 224H243V226H245ZM248 225H249V223H247V225L245 226L246 228L248 227ZM259 225V224H258ZM258 225H256L255 224V226L257 227ZM123 226L126 228V230L127 231H125L124 229H123ZM55 227V229H58V227H59V224L57 225V226H54ZM61 227V226H60ZM62 227H64V226H62ZM67 227V226H66ZM78 227H75V228H78ZM190 227V226H189ZM213 227V226H212ZM215 227V226H214ZM264 227V226H263ZM69 228V227H68ZM115 228V229H114ZM117 228V229H116ZM122 229V231H121V229ZM54 229V230H55ZM63 229V233L65 234H63L64 235V237H66V239L67 240H69V241H71V244H73V251H72V253H71V257H72V261L74 262L73 264H85V261H84V255H87V253H89L90 255L89 256H91L90 258H88L87 256V258H88V260L87 261H89L87 264H96L97 263V261L99 262H102V256H95L94 255V252L93 251H96L98 254H99V251H100V249H102V248H100V245H96L97 244V242L96 241H94V240H92L93 242H94V245H96V247H94L93 245H91V249H92V251H90L89 249L90 248H87L86 249V251L88 250V252H83L82 251V246H80V244L78 245V242H77V240L75 239V238H77V237H74V235L73 236H70V235H68V233H67V229H65V228H62ZM65 229V230H64ZM70 229V228H69ZM120 229V230H119ZM196 229H200L199 227H197ZM215 229V228H214ZM54 230H52V224H49L48 222H47V220L44 222V225H43V230H42V234H46V235H50L51 233V235L53 236H50V237H52L53 238V245H54V248H55V250H58V248L59 249H61V244H60V242H59V239H58V237L61 235V236H63L62 234H57V236L54 234L55 232H54ZM115 230V231H114ZM119 230V231H118ZM123 230H124V232H123ZM194 230V229H193ZM202 230V229H201ZM215 230H217V229H215ZM57 231V230H56ZM192 231V230H191ZM197 231H199V230H197ZM259 231V230H258ZM60 232V230L58 229V233ZM74 232V231H73ZM201 232V231H200ZM205 232H206V230H205ZM251 232V231H250ZM67 233V234H66ZM183 233V232H182ZM187 233V232H186ZM198 233V232H197ZM202 233V232H201ZM210 233V232H209ZM249 233V232H248ZM2 234V233H1ZM4 234V233H3ZM134 234V233H133ZM190 234V233H189ZM195 234V233H194ZM206 234H207V232H206ZM213 234V233H212ZM5 235H6V233H5ZM78 235V234H77ZM200 235V234H199ZM207 235H209V234H207ZM206 235V236H207ZM210 235H211V233H210ZM3 236V235H2ZM8 236V235H7ZM184 236V235H183ZM186 236V235H185ZM4 237V236H3ZM101 237V238H102ZM85 238H86V236H85ZM84 238V239H85ZM251 238V239H250ZM252 238L253 237H251V233H250V235H249V239L250 240H252ZM132 239V240H131ZM135 239H137V240H135ZM191 239V238H190ZM248 239V240H249ZM134 240V241H133ZM210 240V239H209ZM9 241V240H8ZM62 241V240H61ZM81 241H83V240H81ZM80 241V242H81ZM101 241V240H100ZM66 242V241H65ZM93 242H92V244H93ZM250 242H252V241H250ZM5 243V242H4ZM98 243H99V241H98ZM213 243V242H212ZM142 244H144L143 242H142ZM247 244H248V242H247ZM250 244V243H249ZM248 244V247L250 246L251 247V245H249ZM65 245V244H64ZM84 245H86L85 244V242H84ZM66 246H68V243H67V245ZM71 246V245H70ZM62 247H64V246H62ZM102 247V246H101ZM71 248V247H70ZM70 248H68V249H70ZM84 248V247H83ZM100 248V249H99ZM63 249H65V248H62V250ZM148 249V250H147ZM252 249V248H251ZM253 250V249H252ZM242 251V250H241ZM66 252L67 251H65V254H66ZM69 253H70V251H68ZM151 252V253H150ZM64 253V252H63ZM62 253V254H63ZM154 253V252H153ZM64 254V255H65ZM121 256V259L119 260L117 257L118 256ZM66 256V255H65ZM119 256V257H120ZM132 256H136L135 258H133ZM147 256H149L152 260L151 261H149V260H145L146 258H147ZM116 257V258H115ZM69 258H70V256H69ZM145 258V259H144ZM67 259H68V257H67ZM118 259V260H117ZM68 262H71L72 263V261H71V259H70V261L69 260H67ZM148 261V262H147ZM68 262H67V264H68ZM155 262V263H154ZM158 262V261H157ZM250 262V261H249ZM248 262V263H249ZM133 263V262H132ZM166 263V262H165ZM168 263V262H167Z\"/></svg>",
  "mask_w": 264,
  "mask_h": 264
}]
</instances>
